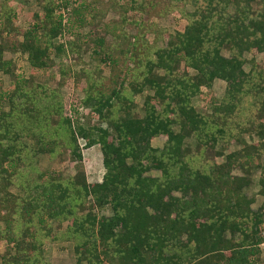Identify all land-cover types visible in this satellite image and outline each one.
<instances>
[{
	"label": "trees",
	"instance_id": "16d2710c",
	"mask_svg": "<svg viewBox=\"0 0 264 264\" xmlns=\"http://www.w3.org/2000/svg\"><path fill=\"white\" fill-rule=\"evenodd\" d=\"M36 1L21 30L12 25L18 1L0 0V73L10 79L6 89L0 83V264H44L43 245L63 242L72 244V264H264V0H174L185 24L162 46H148L133 21L140 32L119 54V81L118 58L88 29L85 0ZM128 3L133 11L136 0ZM124 22L113 38L125 40ZM11 32L20 39L8 45ZM84 47L95 65L79 71L83 96L65 114L59 89L72 74L61 63ZM5 51L24 55L27 78ZM245 54L263 63L252 59L244 71ZM99 65L112 68L108 88ZM54 67V86L34 82ZM216 80L221 98L199 113L191 100ZM142 93L141 115L133 116L132 97ZM78 109L87 111L85 123ZM156 137L160 148L150 145ZM77 140L98 147L103 172L93 183ZM232 142L236 149L224 155L215 150L219 161L204 158ZM63 154L72 176L38 172L39 157ZM252 183L262 199L255 211L245 195Z\"/></svg>",
	"mask_w": 264,
	"mask_h": 264
},
{
	"label": "rangeland",
	"instance_id": "374dc122",
	"mask_svg": "<svg viewBox=\"0 0 264 264\" xmlns=\"http://www.w3.org/2000/svg\"><path fill=\"white\" fill-rule=\"evenodd\" d=\"M20 4L15 10L12 25L18 29L24 30L29 26L30 18L33 12L38 11L37 1L36 0H15ZM42 1V0H38ZM78 1V0H76ZM141 6L138 8V6ZM85 5L87 7V11L90 15H93V20L90 26L88 27L89 31L95 33L96 37H103V43L105 51L110 52L111 57L118 58V66L113 70L117 75V80L119 81L122 78V75L125 72V68L122 67L124 58L119 54L126 48V44L129 42H136V35L140 32L137 26H133L132 22L137 20L140 25H143L145 28L144 40L145 43L150 46H162L164 41L162 37L165 38V34H172L175 31H181L185 22L181 19L175 18V14L179 8L174 0H136V7L133 11H129V3L128 0H85ZM138 8V10H137ZM188 9V7L186 8ZM64 14V19L67 16ZM120 18H124V25L121 28V34L124 35L125 40H121L119 38H113L111 34L117 33L120 23ZM103 30H106L107 34L103 33ZM87 29L82 30V34H85ZM113 32V33H112ZM162 33V34H160ZM161 35V39L157 36ZM2 38H5L4 35H1ZM20 37L14 35L12 32L3 39L6 44L10 45L14 41H18ZM165 40V39H164ZM57 42H61V39L56 40ZM90 43H88L89 45ZM139 44V41H137ZM116 56H115V55ZM225 55V53H224ZM4 58L7 60H11V63L14 66V69L20 75L25 78L28 77L29 71L26 62L24 61V55H21L19 52L10 53L5 51ZM245 65L243 66V70L247 71L249 68V63L252 59L256 63H263L262 55L252 56L250 54H245ZM55 65L58 64V59H53ZM71 65V74L72 77L66 81L59 89V94L63 100V110L65 114H68L69 106H77V102L82 98V87L84 86V82L80 79L81 76L79 71L81 69H93L95 62L92 60L90 55V49H85V47L81 50L79 54H73L67 58V60H63L61 65ZM125 66V65H123ZM99 67L100 78L102 80L103 86L106 88L109 85L108 77L111 75L110 72L112 68L110 66ZM133 64L128 63V69H132ZM110 68V69H109ZM33 80L38 84H46L47 86H54L57 82V68H50L45 72V74H37L33 76ZM10 79L7 76H4L0 73V83H2L3 88L9 87ZM108 88V87H107ZM224 83L221 81H213L212 87L209 90H204L199 96H196L191 100L192 106L196 111L203 114H209L210 106L213 102H217L223 93ZM147 93L137 94L132 97L133 109L131 114L133 116H140L141 103L143 100V96ZM4 104V103H0ZM6 107V105H5ZM79 120L85 123V117H87V111L77 110ZM94 120V119H92ZM93 122V121H91ZM243 139L245 142H250L251 138L246 134H244ZM255 140L254 137L252 141ZM164 141L162 137L153 138L150 141V145L152 148H160L161 143ZM77 145L79 148V152L81 155V168L85 175L87 183H93L100 179V176L103 172L101 167V158L100 153L97 146H94L89 149H83L81 141L77 140ZM187 148L191 152L194 151L192 140H187L186 145ZM217 145L213 150H205L203 152V156L207 161H219L220 158H216L214 155L215 150L221 151L224 155L234 149H236L235 143H228V145L224 146L223 149L218 148ZM38 172H45L46 174H52L55 179H64L68 176H72L74 174V164L69 160L66 154L58 155L55 158H45L39 157L37 164ZM233 175H241L240 171L233 170ZM253 174V173H252ZM152 176H155V172H151ZM257 173H254L252 177L257 178ZM29 178L34 180V175L30 174ZM257 182V181H255ZM257 186L256 183H252L251 186L245 190L246 196H251L254 198V203L250 206L251 210H257L260 203L261 197L256 195ZM262 212L264 216V206L262 207ZM264 220V217H263ZM2 225L0 224V230ZM5 243L0 242V256L3 254L5 249ZM43 255L42 259L44 264H72L73 255H72V244L63 242V243H45L42 247ZM262 257V256H261Z\"/></svg>",
	"mask_w": 264,
	"mask_h": 264
}]
</instances>
